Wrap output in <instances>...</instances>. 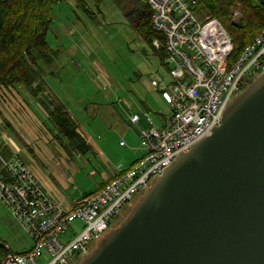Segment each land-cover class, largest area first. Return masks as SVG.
Returning <instances> with one entry per match:
<instances>
[{
	"label": "built area",
	"instance_id": "built-area-1",
	"mask_svg": "<svg viewBox=\"0 0 264 264\" xmlns=\"http://www.w3.org/2000/svg\"><path fill=\"white\" fill-rule=\"evenodd\" d=\"M145 3L150 10V28L157 35L151 44L155 51L162 50V64L168 73V79L150 84L171 114L157 126L144 112L147 127L140 132L142 157L119 171L100 191L72 201L68 208L49 197L17 152L0 158V203L32 242L26 252L5 253L0 264L77 261L152 179L220 126L231 99L249 78L264 72V31L229 61L231 37L216 19L197 14L194 0ZM140 119L133 114L130 123L137 124ZM2 138L0 132V145ZM119 145L125 144L120 141Z\"/></svg>",
	"mask_w": 264,
	"mask_h": 264
},
{
	"label": "water",
	"instance_id": "water-1",
	"mask_svg": "<svg viewBox=\"0 0 264 264\" xmlns=\"http://www.w3.org/2000/svg\"><path fill=\"white\" fill-rule=\"evenodd\" d=\"M142 193L75 264H264V72Z\"/></svg>",
	"mask_w": 264,
	"mask_h": 264
},
{
	"label": "rangeland",
	"instance_id": "rangeland-1",
	"mask_svg": "<svg viewBox=\"0 0 264 264\" xmlns=\"http://www.w3.org/2000/svg\"><path fill=\"white\" fill-rule=\"evenodd\" d=\"M72 3L75 5L73 1L71 5L62 1L52 8L46 42L56 55L50 66H42L46 71V84L65 103V109L75 118L81 137L89 147L86 156H72L79 164L80 171L74 177V185L59 190L65 199L61 203L56 202L62 204L63 208H68L81 194L88 196L100 191L103 187H98L105 180L103 173L108 172L109 168L128 166L130 161L142 155L140 132L147 127L142 118L144 112L149 113L157 126L163 124L164 116L171 114L170 107L150 84L152 80L168 79L167 70L151 42L142 38L133 25L135 13L132 11L138 9L140 4L147 6L145 0H100L95 2L98 7L89 1L88 14L76 8V5L72 11ZM240 15L241 9L237 6L233 10V17L237 19ZM63 27L64 34L59 32V28ZM158 53L163 52L158 50ZM81 97L80 102L85 103L80 106L76 101ZM39 98L44 99V105L51 103L41 90L36 96L30 97V107L39 110L34 101H39ZM48 107L51 111L50 105ZM132 112L141 117L138 124L130 123ZM36 114L39 123L52 130L43 113L37 111ZM30 127L37 134L39 127L32 124ZM46 135L49 137L48 132ZM53 135L54 130L49 140L52 144L46 143L43 135L35 141L40 150H35L34 155L25 146H21L23 152L20 155L47 190V183L55 187L52 175L59 173V167L55 166L54 161L63 159L62 144H66L65 139H55ZM28 138L33 140L30 136ZM120 140L125 142V148L119 147ZM99 149L103 154L106 152L104 155L108 157L109 165L98 152ZM141 198L138 197L137 203ZM2 207L0 241L10 245L11 250L20 251L29 242L7 209ZM127 208L122 210L116 221L124 222V218L127 219L134 207ZM125 210L128 212L126 216L123 214ZM75 263L72 260L70 264Z\"/></svg>",
	"mask_w": 264,
	"mask_h": 264
},
{
	"label": "trees",
	"instance_id": "trees-1",
	"mask_svg": "<svg viewBox=\"0 0 264 264\" xmlns=\"http://www.w3.org/2000/svg\"><path fill=\"white\" fill-rule=\"evenodd\" d=\"M62 1L66 0H0V90H8L20 85L24 86L32 96L41 92L42 82L38 81L37 68L39 64H51L52 58L56 55L48 47L46 34L51 25L52 8ZM73 1L88 14L90 11L88 2L95 4L100 0ZM194 1V10L197 14L216 19L231 37L232 51L229 61H234L251 39L264 31V0ZM95 6L98 7L97 4ZM237 6H240L241 15L235 19L233 10ZM138 9V14H134L133 25L141 37L150 43L157 37L150 28V10L141 4ZM157 54L163 61L164 54L158 52ZM252 79L249 78L246 85L251 83ZM50 108L51 111H48L47 116L52 124L51 134L54 130L55 139L57 137L65 139L66 144H62L63 149L79 155L89 152V147L77 131L78 127L68 112L59 105ZM124 146L119 145V147ZM0 250L7 253L2 243Z\"/></svg>",
	"mask_w": 264,
	"mask_h": 264
},
{
	"label": "crops",
	"instance_id": "crops-1",
	"mask_svg": "<svg viewBox=\"0 0 264 264\" xmlns=\"http://www.w3.org/2000/svg\"><path fill=\"white\" fill-rule=\"evenodd\" d=\"M72 1L73 0H66V2H69L70 5ZM73 6L75 5H73L72 3V7ZM75 7L77 8V6ZM75 7L71 8V10L74 11ZM64 30H65V27H63V29L59 28V32H61L62 34H64ZM50 65L51 64H39L37 68L39 72L38 81L42 82V93L51 102V103H46L44 105L42 104L44 99L42 100L39 98L40 99L39 101L37 99L34 100L36 101V104L38 105L39 110L36 108L34 109V107H30L29 103L32 102L30 101V97H34V96H32L30 92L24 86L19 85V86H16L15 88H10L8 90H0V114H1L0 132L3 135L2 143L0 145V158L6 159L11 154H13V152H17V155L20 156L21 153L23 152V149L21 146H25L26 150H28V152L34 155L35 150L37 151L40 150V148L37 146V143L35 141L39 137H41V135H43L46 138V143L47 142L50 143L49 140L51 139L50 137L51 130L45 127V124L39 123V116L36 114L37 111H40L43 113V117L47 120L50 126H52V124L49 122V119L46 113L47 111H49V107H48L49 105L50 107L51 105H59L60 107H62V109L68 112V110L65 109L66 107L65 103L61 99H59L57 96H55L51 92V88L46 84V81H45L46 71L43 70L42 66L46 67ZM78 99L79 100H77L76 102L80 106L84 105L85 102L84 103L80 102L82 100V97ZM130 107L131 106H129L128 108ZM68 114L72 118V120H74V122L76 123L75 118L69 112ZM133 114H137V113L132 112L131 115ZM140 121H138V123ZM31 124L33 126L39 127L37 134H35L32 131V128L30 127ZM77 130L79 131L81 135L82 133L80 132L79 128H77ZM47 132L49 133V137L46 135ZM29 136L32 137L33 139L32 141L29 140L28 138ZM125 147H126V144L124 147H120V148H125ZM94 148L96 149V147ZM61 151H63V159L54 161L55 166L59 167V173L52 175L53 181L55 183V187L57 189L54 186H51L49 185V183H47V187H48V190H47V188H45V186L41 184L42 183L41 180H39L41 186H43V190L49 195V197L52 200L57 201L59 203H61L65 199L63 196L60 195V191L62 190V187H64L65 188L64 190H66L69 188L70 184L74 185L76 183L74 180V177L80 171L79 164L76 161H74L75 159L74 160L72 159L73 155H76L75 156L76 158L77 156H79V154L73 151L66 152L64 149H62ZM98 152L101 153L102 157L104 158L106 163L109 165L110 164V162L108 161L109 159L108 157L106 158V156L104 155L106 154V152H104L103 154V152L100 149L98 150ZM87 153L84 155L86 156ZM141 153L143 154L142 150H141ZM138 158H141V156H139ZM138 158H134L132 161H130L128 166L123 165V166H119L116 168L114 167L109 168L108 172L106 171L103 173L105 176V180H103V182L98 187V189L104 187L111 179H113L118 174L119 171L125 170L126 168L131 166L135 161L138 160ZM54 177L56 179H54ZM83 195L84 194H81L78 198L82 197ZM2 206L3 205L0 204V210H2L3 208ZM13 222L15 221L13 220ZM17 227L19 228L18 225ZM26 239L28 240L29 245L27 247L22 248L20 251L19 249L11 250L10 245L6 244L5 242L0 241V243L3 244V247L5 250H7V252L23 253V252L28 251L32 247L31 240L27 236H26ZM5 253L6 252L4 250H0V258Z\"/></svg>",
	"mask_w": 264,
	"mask_h": 264
},
{
	"label": "flooded vegetation",
	"instance_id": "flooded-vegetation-1",
	"mask_svg": "<svg viewBox=\"0 0 264 264\" xmlns=\"http://www.w3.org/2000/svg\"><path fill=\"white\" fill-rule=\"evenodd\" d=\"M143 194H145V193H142V194H140L139 196H143ZM139 196H138V197H139ZM138 197L136 196L135 199H134L130 204L126 205L125 207L127 208V206H129V208H127V209H131V208L134 206V204H135V202H136V199H137ZM127 213H128V212H127ZM127 213H126V210L123 211V214H124L125 216L127 215ZM116 222H117V223H116ZM119 223H120V222L116 221V218H115L114 221L112 222V224L110 225V230L115 229Z\"/></svg>",
	"mask_w": 264,
	"mask_h": 264
},
{
	"label": "bare ground",
	"instance_id": "bare-ground-1",
	"mask_svg": "<svg viewBox=\"0 0 264 264\" xmlns=\"http://www.w3.org/2000/svg\"><path fill=\"white\" fill-rule=\"evenodd\" d=\"M234 46H236V45H234Z\"/></svg>",
	"mask_w": 264,
	"mask_h": 264
}]
</instances>
